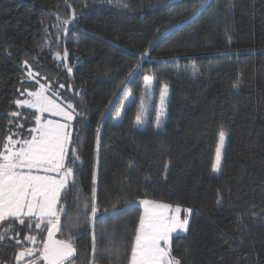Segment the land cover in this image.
<instances>
[{
    "label": "trees",
    "instance_id": "16d2710c",
    "mask_svg": "<svg viewBox=\"0 0 264 264\" xmlns=\"http://www.w3.org/2000/svg\"><path fill=\"white\" fill-rule=\"evenodd\" d=\"M147 76L171 89L162 132L156 101L143 130L138 101L120 124L108 114L122 90L139 99ZM41 85L80 113L69 200L90 197L95 176L101 211L144 199L192 209L188 233L172 239L181 264H264V0H0V147L10 133L29 137L35 111L14 101ZM221 131L227 146L214 176ZM141 215L138 207L97 222V264H116L110 244L124 264ZM16 233L29 234L18 223L7 235ZM91 236L87 222L73 230L74 264H89ZM22 246L6 237L0 264H17Z\"/></svg>",
    "mask_w": 264,
    "mask_h": 264
},
{
    "label": "snow or ice",
    "instance_id": "6c2138e0",
    "mask_svg": "<svg viewBox=\"0 0 264 264\" xmlns=\"http://www.w3.org/2000/svg\"><path fill=\"white\" fill-rule=\"evenodd\" d=\"M206 0H201V5ZM73 19L75 12L73 11ZM70 20L61 21V25H67ZM67 34L68 29H61ZM57 59L66 58L56 52ZM136 69L129 73L131 77ZM71 72V68H68ZM29 76L33 74L28 73ZM151 85V78H147L145 87ZM59 87L62 89L64 85ZM126 87V85H125ZM49 90L41 85L39 90L22 93L26 95L23 100L14 103L27 109H34L35 127L29 129V137L13 139L15 133L5 137L0 147V243L8 239H15L20 247L16 255L17 264H74L77 248L71 239L74 229H78L82 222H87L92 232L91 258L89 264H97L98 251L95 228L97 222H102L109 215H121L133 208H143V214L139 217L132 244L127 250L124 264H181L179 258L173 255L172 238L177 231H187L188 219H181L180 206L160 203L151 200L124 201V207L118 208L113 204L111 209L103 211L97 205L95 176L90 197H83L77 193L75 201L68 199L69 186L75 190L78 185L75 180L73 167L69 163L79 160L72 142V121L80 115L76 107L71 103H56L48 94ZM168 88L165 85L160 94V111L155 118V127H162L161 117L165 111V97ZM141 112L136 115L137 126L146 123L144 102L141 101ZM123 106H121V111ZM45 113L59 116L61 120L45 118ZM11 117H20L19 111L12 112ZM120 112H117V119ZM12 121H9L11 125ZM17 128H23V124H17ZM99 132V130H97ZM225 133L220 132V143L216 149L214 172H220L222 149ZM100 137L97 134L96 148L99 151ZM71 148V154H70ZM119 203V202H117ZM73 205L75 211L73 212ZM192 209H186L191 214ZM71 213V214H70ZM62 218L67 223L62 224ZM18 223L28 229L24 240L19 239V233L15 236L7 234L13 232V225ZM33 230H42L46 233V239H38V235L31 234ZM57 234L67 235L68 238L59 239ZM37 244L40 247H35ZM110 257H114L116 264H120V249L110 244L105 249ZM31 259H28V258Z\"/></svg>",
    "mask_w": 264,
    "mask_h": 264
},
{
    "label": "rangeland",
    "instance_id": "374dc122",
    "mask_svg": "<svg viewBox=\"0 0 264 264\" xmlns=\"http://www.w3.org/2000/svg\"><path fill=\"white\" fill-rule=\"evenodd\" d=\"M58 60L60 61L61 59H58ZM149 77L151 78V85H150V87L146 88L145 84H146L147 78H149ZM147 78H146L145 83H144L143 92H142L141 96L139 97V99H137L136 96L131 94L129 91L122 90L120 92L119 96L114 101L113 105L110 107V109L108 111V114L111 115L112 120H113V122L115 124H120L121 123L125 111L137 101H138L137 102V104H138V114L142 110L141 101L144 102V111L146 113V115L144 117L145 120H146V123L144 125L137 126V124L135 122V126L139 130H143V129L146 128L147 119H148V116H149L153 106H154L153 103L155 101H156L157 113L160 111V94H161L164 86H162L160 89H157V87H158L157 80L154 77H152V76H147ZM167 88H168V93H167V96L165 97V106H166V108H165L163 116L161 117V119H162V127L160 129H157L155 127V123H154V129L157 132H162L164 130V126H165L166 119H167L168 107H169V103H170V99H171V89L169 87H167ZM49 92H51V89H49ZM121 106H123V110L122 111H121ZM117 112H120V118L119 119H117ZM52 117H55V120H61L62 121V118L59 117V116L50 115L48 113H45V118L51 119ZM224 133H225V139H224V146H223V149H222L221 169H222V165H223L224 152H225V149H226V146H227V139H228L227 133L226 132H224ZM219 143H220V137H219L218 146H219ZM214 164H215V162H214ZM220 173H221V170H220V172H214L213 169H212V174L214 176H219ZM173 207H175V206H173ZM140 208H141L142 214H143L142 206ZM180 208H181V213H180L181 219H183V218H187L188 219V227H187V231H177L176 233H174L173 234V238L178 236V235H186L188 233L189 226H190L192 211H191V214H188L186 212V209H188V208H183V207H180Z\"/></svg>",
    "mask_w": 264,
    "mask_h": 264
},
{
    "label": "crops",
    "instance_id": "0c3cea01",
    "mask_svg": "<svg viewBox=\"0 0 264 264\" xmlns=\"http://www.w3.org/2000/svg\"><path fill=\"white\" fill-rule=\"evenodd\" d=\"M49 94V93H48ZM50 95V94H49ZM51 96V95H50ZM52 99L54 100L53 96H51ZM57 103V102H56ZM26 108V107H25ZM30 110H33V109H30ZM51 119L55 120V117H52ZM30 258V257H29Z\"/></svg>",
    "mask_w": 264,
    "mask_h": 264
}]
</instances>
